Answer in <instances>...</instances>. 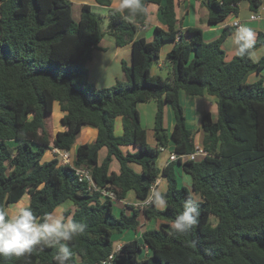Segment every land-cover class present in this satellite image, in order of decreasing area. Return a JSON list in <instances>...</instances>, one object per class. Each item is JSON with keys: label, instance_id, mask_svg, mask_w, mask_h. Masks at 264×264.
Wrapping results in <instances>:
<instances>
[{"label": "trees", "instance_id": "1", "mask_svg": "<svg viewBox=\"0 0 264 264\" xmlns=\"http://www.w3.org/2000/svg\"><path fill=\"white\" fill-rule=\"evenodd\" d=\"M182 1L142 0V10L129 20L116 13L113 0H95L109 9L108 31L115 45H132V65L122 64L125 80L98 89L89 81L88 64L104 33L91 5H82L76 22L71 0H0V208L17 204L25 195L30 196L27 207L37 216L73 203L74 210L64 216L87 228L67 242L74 253L70 264H264V80H248L263 72L264 58L254 62L235 55L226 60L222 46L234 27L212 42L204 40L199 28L182 31L177 11ZM197 1L208 9V22L219 24L238 15L245 0ZM246 1L259 12L262 0ZM152 4L159 7L166 29L156 27L153 40L147 41L137 33ZM166 42L174 47L166 57L171 72L164 78L152 75L151 68ZM263 44L255 42L252 53ZM182 90L217 99V120L212 121L210 113L202 117L208 155L160 168V148L169 144L166 104L176 118L174 152L196 150L195 133L180 102ZM151 101L157 103L155 147L148 144L138 111L140 103ZM55 103L64 113V130L53 138L47 122ZM118 117L123 121L121 136L114 133ZM83 127L96 129L98 135L93 143L78 147L73 167L61 165L57 156L43 160L53 149L71 151ZM131 146L138 150L123 152ZM102 148L108 155L99 165ZM113 158L120 163L119 173L110 171ZM177 165L191 177V188L179 187ZM75 168L89 170L95 187L113 191L118 201L130 191L138 200H147L164 177L166 206H127L132 213L122 211L117 217L113 201L90 189ZM188 199L200 207L199 222L190 233L174 234L171 223ZM141 215L159 221V227L146 230L143 242L135 238L116 252L113 237L137 232ZM55 253V248L41 244L28 255L0 256V264H57Z\"/></svg>", "mask_w": 264, "mask_h": 264}, {"label": "crops", "instance_id": "2", "mask_svg": "<svg viewBox=\"0 0 264 264\" xmlns=\"http://www.w3.org/2000/svg\"><path fill=\"white\" fill-rule=\"evenodd\" d=\"M80 1L82 5L89 4L92 7L96 5L95 0H80ZM116 7H118V2L117 0H113L112 8L116 9ZM148 10H149V17L146 23L144 24V26L137 33V38L144 37L147 41H152L154 38L156 27L166 29V23L157 5H153V4L150 5ZM177 11H178V18L181 23L182 31L190 27L199 28L202 31L203 38L206 42H212L216 40L218 37H220V35L224 32V30L227 27H232L233 23H235L236 21L239 22V25L243 24L249 27L250 29H252V31L255 34V38H256L255 42H257L259 39L264 40V0H262L261 9L259 10V12H257L258 19L256 20H251V16L254 12L250 9V4L246 0L240 4V11L238 15H231L224 22H221L219 24H210L208 22V16H209L208 9L202 6L201 3L197 0H185V1L180 2L178 4ZM231 34L228 36L227 40L224 42L222 46L223 50L226 53L227 61H230L235 57V52L231 45V40H230ZM108 44L111 45L113 43H108ZM111 47H114V51H113L114 54L112 56L108 55L107 59L109 60L110 58H113L114 62L116 63V66L118 67V70L113 72V75L111 78L113 82L116 83L118 80H125V76L123 73V67H122L123 62H125L128 66L132 65V45L130 44L124 47H118L114 44V45H111ZM173 47H174V43L172 42H166L163 44L161 51H160L159 60L154 62V63H158L159 68L163 66V64L165 65L169 64V63H161L160 58H161L162 53L165 55V57H167V54L172 50ZM99 48L100 49H97L94 51L93 60L90 61L89 64L93 62L95 66L96 65L100 66V69L103 70L106 75L105 71H108L112 67V65L111 63L109 65V63L105 64L103 62L104 58H106V49L102 48V46H100ZM96 51L100 52L101 57L95 58ZM251 57L254 62H258L262 58H264V44L260 46L258 49H256L252 53ZM154 63L151 68V74L155 76L158 75V76L164 77L163 74L161 72L159 73V71L154 67ZM89 64H88V67H89ZM261 77L264 80V70L260 75L252 74L248 80L250 83H254L258 81ZM179 97H180V102L181 104H183V107H184L183 109H184L185 116L187 118L188 128L190 129V127H192L191 130L195 133V147L201 148L203 147V139H204V133L202 129V117L204 113H210L212 121L215 122L217 120V115H218L217 99L207 94L203 96H190V95H187L183 90L180 91ZM154 103H155L154 101H151L150 103L144 105L143 108L140 107L141 106L140 104L138 105V111L140 114L141 123H143L142 122L143 121L142 111L143 110L151 111L153 120H152V123L151 122L148 123V126L151 128H154V123H155L154 115H155V111L157 110V103L156 104ZM170 105L171 104L168 103L165 106V126L167 130L169 131V135L171 136L173 128L176 123V118H175L174 110L173 108L171 109L172 106L170 107ZM55 108L60 109V106L58 103L54 104L53 112ZM63 115L64 113H62L59 117L62 118ZM117 119L119 123L117 124L114 130L117 135L121 136L124 131L123 121L121 117H118ZM63 130L64 128L60 124L59 127L54 130L52 134L53 138L56 136L58 132H61ZM97 135H98V131L96 129L90 128V127H83L80 135L78 136L76 140L75 145L73 146L72 150L69 151L71 157L75 158L77 149L80 145L93 143L97 139ZM147 140H148V133H147ZM152 147H155V146H152ZM167 149L170 150V153L174 152L175 143L173 140L172 142H170V144H168ZM167 149L165 151H167ZM122 150L124 153L136 152L138 148L131 146V147H123ZM170 153H169V156H170ZM107 155H108L107 149L102 148L99 152V157H98L99 165L103 164ZM169 156H168V159L163 163L162 168H164L170 163ZM53 158H54V154L52 150V151H48L45 154L43 160L49 161ZM132 167L134 168L136 172H139V173L142 170L141 167L137 165H132ZM120 168L121 166L118 160L116 158H113L110 164V171L119 173ZM176 175H177V179L180 177L182 179V185L180 184V182H178L179 187L186 186L188 188H191L192 179L188 174L184 172L181 165L176 166ZM166 189H167L166 179L164 177H161L155 183L153 191L159 190L161 193H164ZM146 201H148V199L138 200L136 198L135 192L130 191L127 194L126 199L122 201H118L116 199L113 202H117L120 204L121 213L122 211H125L127 215H130L132 211L128 209L127 206H134L135 208L142 210L144 207L147 206ZM69 204L70 206L66 208H63V204L62 206L60 205V207H58L54 212L57 215H61V214L64 215L65 211H68V210L73 211L74 210L73 203L69 202ZM62 208H63V211H61ZM158 208L163 209L164 207L162 208L158 207ZM139 221H140V227L138 228L137 232L126 231L122 234L115 235L113 237L114 243L117 244V246H122L124 243L132 241L135 238H137L140 242H143V237H142L143 233L148 229L158 228L160 224V222L157 220H147L143 215L140 216Z\"/></svg>", "mask_w": 264, "mask_h": 264}, {"label": "clouds", "instance_id": "3", "mask_svg": "<svg viewBox=\"0 0 264 264\" xmlns=\"http://www.w3.org/2000/svg\"><path fill=\"white\" fill-rule=\"evenodd\" d=\"M117 2L116 13L126 14L124 18L129 20L143 8L142 0ZM230 40L236 56L251 57L256 40L252 29L240 24L232 32ZM148 200L161 208L167 203L166 196L159 190L151 192ZM199 217L198 203L188 199L183 204L182 212L172 221L171 230L177 235L190 233L198 224ZM86 228V224L55 212L37 216L29 207L0 208V256L21 257L31 254L37 246L47 244L56 249L54 258L57 264H70L74 253L67 242L83 234Z\"/></svg>", "mask_w": 264, "mask_h": 264}, {"label": "rangeland", "instance_id": "4", "mask_svg": "<svg viewBox=\"0 0 264 264\" xmlns=\"http://www.w3.org/2000/svg\"><path fill=\"white\" fill-rule=\"evenodd\" d=\"M72 4H73L72 5L73 18L76 22H78L81 18V5L82 4H81L80 0H72ZM92 10L99 17V19L101 21V25H102V30L104 33V38L99 45V47L102 46V48L106 49V58H104L103 62L105 64L109 63V65L111 63L112 67L108 71H105L106 72V75H105L104 71L100 69V66H98V65L95 66L93 64V62H91L89 64V67H88V69H89V81H90V83L94 84V86L96 88L104 89V88L112 87L116 84L115 82H113V80L111 78H112L113 72L118 70V67L116 66V63L114 62L113 58H110L109 60L107 59L108 55L112 56L114 54V52H113L114 47H111V45H114L115 43H114L113 37L109 34V31H108L109 30V9L96 4L95 6L92 7ZM253 14L258 15L257 12H254ZM108 43H113V44L109 45ZM96 57H101L100 52L96 51L95 58ZM160 60H161V63H168L166 60V57L163 53L161 54ZM154 67L159 71V73L161 72L163 74L164 78H167L170 75L171 68H170L169 64H166V65L163 64V66H161L159 68L158 63H154ZM148 103H150V102L140 103V105H141L140 107L143 108L144 105H146ZM154 104H156V102ZM182 106H183V104H182ZM170 107H171V105H170ZM171 109H172V107H171ZM156 112H157V110L155 111V115H156ZM61 114L62 113H61L60 109L55 108L53 115L48 119L47 123H48V127H49L51 134H53L54 130L57 129L59 127V125L61 124L60 123L61 118L59 117ZM142 114H143L142 126L144 127V129H146V131L148 133V144L150 146H156L157 144H156V141L154 139L153 128L148 126V123H150V122L152 123V120H153V117L151 115V111L150 110H146V111L143 110ZM155 115H154V119H155ZM118 123H119L118 119L116 118L115 122H114V129L116 128ZM190 129H192V127H190ZM114 133H115V135H117L115 130H114ZM117 136H119V135H117ZM168 136H169V144H170V142H172V138L169 135V131H168ZM167 148L168 147H166L165 150ZM169 153H170V150L167 149V151L160 154V157L158 159V166L160 168H162L163 163L168 159ZM50 157H52V156H50ZM178 182H180V184L182 185L181 177L178 178ZM29 203H30V196L25 195L20 200V202H18L17 204H14V205H9L6 208L12 209L13 206H16L17 208L18 207H27L29 205ZM113 205H114L113 206V213H114V215L116 214L115 216L119 217L121 214V206L117 202H113ZM68 206H70L69 202L68 203L66 202L65 204H63V208H66ZM63 208L61 211H63ZM116 247H117V244H115V248Z\"/></svg>", "mask_w": 264, "mask_h": 264}, {"label": "built area", "instance_id": "5", "mask_svg": "<svg viewBox=\"0 0 264 264\" xmlns=\"http://www.w3.org/2000/svg\"><path fill=\"white\" fill-rule=\"evenodd\" d=\"M258 19V15L252 14L251 20H256ZM239 26V22L233 23L232 27L236 28ZM160 151L163 152L165 151V148L161 147ZM53 154L54 156H57L60 160L61 165H69L73 167V158L71 157L70 153L68 151H60L57 149H53ZM208 153L201 148H196V150L191 153V154H177L175 152H171L169 156V161L170 162H179L181 161L182 163L185 161H199L206 157ZM77 176H79L80 179L87 180L89 182L90 189L94 191H99L101 193V196L104 200H111L114 201L116 200V195L113 191L110 190H105V189H99L95 187L92 179V175L89 170L87 169H82V168H75ZM154 186L151 188V192L153 191ZM150 201H146V205H149ZM121 249V246L116 247V252H119ZM112 257V256H111Z\"/></svg>", "mask_w": 264, "mask_h": 264}]
</instances>
